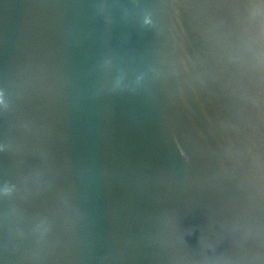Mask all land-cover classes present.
Here are the masks:
<instances>
[{
	"label": "water",
	"instance_id": "95a60500",
	"mask_svg": "<svg viewBox=\"0 0 264 264\" xmlns=\"http://www.w3.org/2000/svg\"><path fill=\"white\" fill-rule=\"evenodd\" d=\"M0 264H264V0H0Z\"/></svg>",
	"mask_w": 264,
	"mask_h": 264
}]
</instances>
